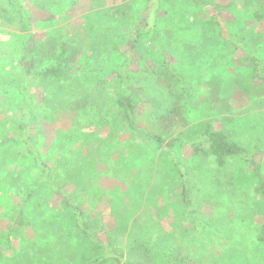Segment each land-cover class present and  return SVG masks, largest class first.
Wrapping results in <instances>:
<instances>
[{"label": "rangeland", "instance_id": "1", "mask_svg": "<svg viewBox=\"0 0 264 264\" xmlns=\"http://www.w3.org/2000/svg\"><path fill=\"white\" fill-rule=\"evenodd\" d=\"M208 1L222 6L221 17L235 26L242 23L248 28L256 27L254 20L244 16L245 0ZM22 2L33 18L34 33L43 40L50 32L59 31L80 35L86 43V37L93 35L90 28L97 32L101 46L94 53L96 59L92 57L74 68L77 76L74 86L79 87L75 92L78 98L87 102L96 100L101 105L103 95L112 99L118 94L113 88L116 82L113 72L120 68L116 60L120 50L116 45L124 49L125 45L120 44L125 43L132 28L149 16L160 17L158 27L173 33L170 60L181 72L189 71L193 84L201 87L195 100L199 105L189 114V123L211 121L216 130H224L230 139L257 150L255 160L264 173V81L244 82L249 65L242 61L241 51L230 59L227 49L217 46L214 54L204 55L203 39L181 29L185 20L191 25H201L214 18L213 9L183 3L172 14L168 5L160 1L152 7L150 0ZM234 4L236 10L231 9ZM121 7H127V15L114 13L113 20H109L108 15ZM257 32L264 34L263 25L257 26ZM150 40L143 46L151 47L152 52L146 53L143 60L135 56L130 68V75L135 78L132 83L147 89L146 94L141 91L144 99L136 116L139 130L96 131L93 127L84 129L81 135L73 134L75 112L57 111L51 94L42 88L38 75H34L37 110L31 118L30 134L35 137L42 166L56 173L55 188L69 196L79 213L74 216L72 208L56 193L58 189L42 187L28 199L36 182L33 173L22 175V188L16 184H12L16 188L3 186L0 264H19L28 247L32 248V254L46 247L49 264H80L81 254L91 241L77 227V219L85 223L92 237L105 245L106 264H264V251L256 250L264 224V202L256 191L252 169L233 158L221 171L212 168L201 156H194L188 146L177 147L168 155L149 140L147 134L162 135L166 146L176 137V132L165 135L156 122L157 115L166 110V100L161 99L164 95L159 88L163 82H159L155 70L147 69L155 68L157 61L154 54L157 51ZM24 42V36L14 25L0 19V83L11 93L16 91L17 82L23 83L18 64ZM190 50L194 63L188 57ZM260 50L264 53V46ZM145 60L147 65L143 66ZM144 72L160 85H155L154 79L153 84L145 83ZM171 90L173 106L181 94L180 84H174ZM209 92L214 95L211 99L206 98ZM4 106L9 108L10 115L0 113V128L7 132L10 128L7 129V118L17 120L19 112L18 106ZM179 169L186 173L184 178L190 183L191 210H194L190 216L181 199ZM1 175L4 173L0 171ZM27 201L29 212L37 207L41 215L43 227L37 234L32 227L13 223ZM114 231L119 236H114Z\"/></svg>", "mask_w": 264, "mask_h": 264}, {"label": "trees", "instance_id": "2", "mask_svg": "<svg viewBox=\"0 0 264 264\" xmlns=\"http://www.w3.org/2000/svg\"><path fill=\"white\" fill-rule=\"evenodd\" d=\"M150 1L152 7H155L157 2L161 1L169 6L168 11L171 13L176 11L177 5L181 6L183 3H189L202 9H213L215 17L201 25H191L185 20V24L181 28L182 32H193L197 37L203 39L206 47L204 55L211 56L214 54L217 46L227 49L228 58L230 57V59H234L237 53L241 51L243 53L240 54L242 61L249 65L245 70L246 74L243 76L244 82H251L252 84L264 81V53L260 50L264 46V42H262L264 34L257 32V26L261 27L263 25L264 27V0L244 1V16H246V19L254 20L256 25V27L251 28L242 23L235 26V23H232L231 20H225V17L220 15L219 9H222V6L208 0ZM235 6L236 4L232 5L231 9L236 10ZM114 13L127 15V7L112 11L108 15L109 20H113ZM151 17L149 16V19H146L144 23L141 22L130 30L129 36L125 38V43L120 44L121 46L125 45L124 49L117 46L118 44L116 45L120 50V53L116 55L117 65L120 62V68L113 72L116 76L113 88L118 94L112 99L110 96L107 97L102 94L104 100L100 98L103 101L101 105L96 100L87 102L78 98L75 92L79 87L74 86V78L77 77L74 74V68L92 57L96 59L94 53L99 49V45L101 46V38L93 27L90 28L93 35L86 37L88 39L86 43L80 35H69L59 31L50 32L43 40L38 34L34 33L33 18L28 13L22 0H0V19L14 25L21 36L25 38L20 50L21 58L18 64V72L23 79V83L17 82L16 85L18 86L14 93H11L9 89L0 83V113L10 115L8 114L10 110L4 106L5 104L18 106L17 111L19 112L17 120L7 118L9 124V126L7 124V129L10 127L9 131L5 132L0 128V171L4 173L3 176H0L2 182L0 193L3 186L16 188L12 185L16 184L22 188L20 184L22 175L33 173L32 179L33 181L36 179V182H34L35 186L31 188L28 194V199H31L32 195L42 187L47 186L53 191L58 189L55 190L56 193L64 198L67 205L72 208L74 216L77 217L79 213L77 206L61 189L55 188L56 173L48 166H42L41 156L35 146V137L30 134L31 118L37 110L33 93L35 82L33 77L38 75L42 88H45V91L51 94L52 102L58 106L57 111L67 112L71 110L75 112V123L71 130L73 134L81 135L84 129L93 127L96 131H116L123 128L130 131L139 130L136 125V116L138 107L144 99L141 91L146 94L147 89L137 83H132L135 78L130 75V68L134 64L135 56L136 58L139 56L143 60L147 55L146 53L152 52L151 47L143 46L145 42L151 39L157 51V53H154L157 61L154 62L155 68L147 69L155 70L159 82H163L162 87H158L162 89L161 93L164 95L161 96V99L165 98L166 100L164 107L166 110L164 113L157 115L158 120L156 122L159 127L163 128L165 135L176 132V137L166 146H164L165 141L162 135L147 134L149 140L157 143L168 155H172L177 147L185 148L188 146L194 156H201L212 168L221 171L225 170L230 159L237 158L241 160L252 169L257 180L256 191L264 202V173L261 164L255 160L258 154L257 150L249 149L247 145L244 146V144L238 143L232 138L230 139L228 133L224 130H216L211 121L204 120L195 124L189 123V114L193 113L199 105L195 104V100L201 87L193 84L189 71L181 72L170 60L168 54H170V40L173 33L158 27L161 22L160 17L154 16L155 19H150ZM191 52L190 50L188 57L194 63ZM195 57L198 58V56ZM146 62L145 60L142 65H147ZM144 74L146 75L144 82L153 84L154 78H150L147 72H144ZM238 76L235 78L237 79ZM154 84L160 85L157 84L155 79ZM174 84H180L181 94L177 96L176 104L172 106L173 91L171 86ZM106 86L109 85L106 84ZM72 88L73 90H71ZM244 88L245 91L248 90L247 87ZM213 96L209 92L206 98L211 99ZM159 102L161 103V101ZM104 103L109 105L105 106ZM160 105L163 106L162 103ZM11 123L14 126H10ZM65 160L66 157L63 156L62 161ZM179 171L181 172L179 176L182 186L181 199L189 210L188 215L194 214V210H191L193 204L190 183L189 181L186 182L184 178L186 173L182 169H179ZM23 189H25V186H23ZM27 203L28 201L18 210L13 223L14 226L18 227H32L37 234L43 227L40 223L41 215H39L37 207L29 212V209L26 208ZM189 216L187 218L190 221ZM77 227L91 241V245L81 254L80 264H106L108 259L104 252L105 245L98 238L91 236L90 230L86 228L82 220L77 219ZM116 230L119 231L118 228ZM113 234L119 236L118 232L114 231ZM257 242L256 250L264 251V224L260 228ZM31 249V247H28L21 256L22 258L19 256L17 263L49 264V254L46 247L39 248L35 252L39 254L37 256L35 253L32 254ZM117 261L120 263L119 259ZM124 264L139 263L126 262Z\"/></svg>", "mask_w": 264, "mask_h": 264}]
</instances>
